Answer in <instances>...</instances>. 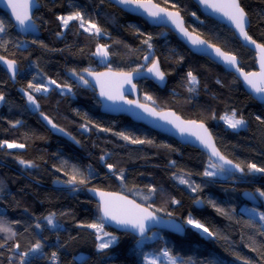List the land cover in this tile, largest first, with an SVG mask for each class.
Instances as JSON below:
<instances>
[{
  "label": "trees",
  "instance_id": "16d2710c",
  "mask_svg": "<svg viewBox=\"0 0 264 264\" xmlns=\"http://www.w3.org/2000/svg\"><path fill=\"white\" fill-rule=\"evenodd\" d=\"M152 1L180 12L189 30L235 55L241 69L256 70L253 51L231 29L203 15L192 0ZM240 3L250 18V37L264 45V0ZM40 4L34 15L40 26L38 37L21 36L0 10L5 27L0 55L19 66L15 82L0 67V227L8 229L0 231V264H21L22 259L24 264H145L147 254L165 250L179 258V264H264L260 219L264 196L259 195L264 192V172L248 168L250 164L264 168V105L235 75L193 54L168 29L150 26L107 0H40ZM77 11L85 28L94 23L100 34L85 31L76 20L64 27L58 19ZM101 47L108 53L107 63L97 56ZM155 59L168 83L160 89L151 81L139 82L142 102L205 123L219 150L240 166L242 175L218 169L223 179L206 176L212 163L200 150L126 116L102 113L96 91L80 75L85 70L141 71ZM189 72L196 77L195 85ZM49 81L56 86L45 93ZM233 112L245 121L242 129H231L221 119ZM41 116L70 139L54 134ZM74 175L76 181L70 182ZM181 177L187 183H181ZM81 179L85 183H79ZM89 190L124 194L183 223L192 218L212 235L204 237L191 228L184 236L153 231L156 240L139 246L140 239L104 224L103 232L117 241L100 249L97 235L103 232L88 227L101 222L100 207ZM244 192L254 194L260 206L247 203ZM198 200L202 209L195 206ZM37 242L41 248L30 251Z\"/></svg>",
  "mask_w": 264,
  "mask_h": 264
},
{
  "label": "water",
  "instance_id": "95a60500",
  "mask_svg": "<svg viewBox=\"0 0 264 264\" xmlns=\"http://www.w3.org/2000/svg\"><path fill=\"white\" fill-rule=\"evenodd\" d=\"M117 8L121 9L122 11L132 15L139 17L143 20H145L150 26L157 27V28H166L170 32H172L177 39L183 43L193 54L199 56V57H205L208 58L213 63L217 64L218 66L222 67L225 71H227L230 74H233L236 76L237 79L240 80L242 83L243 88L245 91L253 97L254 100H256L259 104L264 105V93H257L254 89L251 88L250 85L247 84V82L244 79V76L241 74L243 73H259L261 71V52L256 47V44H259L256 42V44H252L249 41H246L239 33L238 29L235 27L234 24L226 16L223 15L222 12L215 11L213 8L209 7L206 3H203L202 0H192L194 4L199 8L201 13L205 15L206 17L228 27L231 29L238 40L241 42V44L248 48L249 50L253 51L256 58V70L247 72L246 70L241 69V61L239 58H237L233 54H229L231 56H235L237 58V63L235 66L227 64L222 57L217 55L216 49H220L222 52L226 53L223 49H221L218 46H215L196 33L189 30L186 26V22L184 18L182 17V14L175 10L167 9L156 2L152 0H140L141 3L145 4L146 7H151V5H157L158 8L164 9L166 12H178L181 19L183 20V27L187 30V32L194 36L199 37L200 40L205 41V44H192L191 40L188 39L187 36H185L179 29L176 28L174 24L170 20L167 19L166 16L161 14L160 17H152L148 14V11L145 10V8L137 7L136 3L132 4H122L119 2V0H107ZM209 2H215V3H222L223 0H209ZM240 6L242 7L240 0H238ZM243 8V7H242ZM41 9V4L38 0H32V4L29 9V14L32 17V26L28 27L27 29L22 28L19 23L15 20V16L12 14L11 8L8 6V0H0V10L7 14L19 32L20 35L23 37L28 36H34L38 37L41 35L38 25L35 23L34 15L35 13ZM244 9V8H243ZM245 11V10H244ZM246 13V11H245ZM246 26L245 30L247 31L249 35V29L251 26L250 18L246 13ZM250 36V35H249ZM0 57H2L0 55ZM4 60L12 61L7 58H4ZM157 63L159 70L163 72L161 64L159 59H155L145 70L141 71H134V72H120L115 71L111 69H106L100 72L95 71H89L85 70L80 73L81 77L84 78L85 81L89 83V85L96 91V99L100 103V111L106 115L110 116H126L131 121L137 124H141L146 126L147 128L158 132L164 136L170 137L180 143L184 146H190L193 148H196L197 150H200L202 153H204L210 160V162L213 163H223L219 160L218 157L213 156L211 149L205 147L204 144L200 142V140L197 138V135H194V132H199L200 134H203V131L198 129L195 125L203 124L204 128L207 129V133L211 136L212 143L215 145L216 150L220 153L221 156L225 157L222 152L219 150L217 143L215 141V138L209 129V127L203 123L196 120H188L184 119L182 116H180L176 111L174 110H158L156 107L142 102V93L140 90V87L138 86V83L143 80H148L153 82L155 85H157L160 89H164L167 86L168 83V77L164 73V79L160 80L158 77H156L153 73L148 72V68L152 67L153 63ZM0 67L8 74V76L11 78L13 82L16 81L18 75H19V66L17 62H15V74L13 72L9 71L7 68V64L4 63V61H0ZM237 68H239L241 71H237ZM91 73V74H90ZM108 74L107 76H99L98 74ZM131 74V82H125L124 78L121 74ZM102 88L105 92L110 93L111 95L115 96V99H109L107 95H101ZM129 101H133L134 103H129ZM141 105L147 106L148 109H153L154 113L146 111L144 107H141ZM42 121L44 124L56 135L65 137L67 139H70L69 135H67L62 129L58 128L57 126L53 127V123L50 119H48L45 116H41ZM195 121V125H189L188 122ZM178 125L185 127V131H181L180 127ZM226 160H230L227 157H225ZM231 161V160H230ZM237 164L232 162V164H224V171L230 174H239L242 175L244 171H241V168H236ZM89 195L95 200V202L101 207V193L106 194H113L114 196H122L126 197L128 200L134 201L136 204L141 205L137 201H135L133 198H130L124 194L121 193H115V192H108V191H101V190H89ZM242 198L249 203L252 206L259 207L260 201L254 196V194L250 192H244L242 194ZM144 208H147L150 212H153L155 216L160 218L162 220L161 223L156 222H147L148 226L146 227L145 233L141 235L137 231L131 229V228H125L121 225H117L114 221L105 220L104 224L109 226L111 229L121 232V233H129L133 236H135L137 239H144L146 238L150 233L153 231H161V232H168L177 236H184L186 233V227L185 224L182 221L176 220L175 218L171 217H164L157 213H155L153 210L149 209L148 207L141 205ZM195 206L198 209H202L204 207V204L202 200H198L195 203ZM102 216V212L100 211V217ZM175 225L180 226V230H176L174 227Z\"/></svg>",
  "mask_w": 264,
  "mask_h": 264
},
{
  "label": "snow or ice",
  "instance_id": "6c2138e0",
  "mask_svg": "<svg viewBox=\"0 0 264 264\" xmlns=\"http://www.w3.org/2000/svg\"><path fill=\"white\" fill-rule=\"evenodd\" d=\"M122 4H132L136 3L137 7L145 8L146 11H148V14L152 17H160L163 13L164 16L167 17L168 20L172 22L176 26L177 29H179L185 36L188 37L189 40H191L192 44H205L206 42L203 40H200L199 37H194L190 35L186 29L183 27V20L181 19L178 12H166L164 9L158 8L157 5H151V7H146L145 4L141 3L140 0H119ZM203 3H206L209 7L213 8L215 11L222 12L224 16L228 18L232 22V24L235 25V27L238 29L240 35L246 40L249 41L252 44H256V41L252 39L245 30V26L247 23L246 20V13L244 9L240 6L238 0H223L222 3H215V2H209V0H202ZM32 4V0H8V6L12 10V14L15 16V20L19 23V25L27 29L28 27L32 26V17L29 14V9ZM58 19L61 20L64 27H67L70 21L76 20L80 22V27L84 28L85 31H91L95 30L96 34H100L101 29L94 23H89V27L85 28L86 21L84 20V17L81 15L79 11L74 12L67 16H60ZM5 31V27L3 22H0V33ZM146 44L148 41H144ZM149 48H151V44H148ZM256 47L261 52V71L259 73H243L241 74L244 76L245 81L248 85L251 86L252 89L255 90L257 93H264V45L256 44ZM217 55L223 58V60L230 65L235 66L237 63V58L235 56L228 55L227 53L222 52L220 49H216ZM97 54L103 57H107L108 53L103 49V47L97 49ZM147 59V57H145ZM0 61H4L5 64H7V68L9 71L13 72L15 74V61H7L4 60V57H0ZM87 71V70H86ZM139 71V70H137ZM237 71H241L239 68H237ZM148 72L153 73L156 77H158L160 80L164 79V73L159 70L158 64L153 63L152 67L148 68ZM91 74V73H90ZM99 76H107L108 74H98ZM124 78L125 82H131V74H121ZM188 77L190 78V82L195 84L196 83V77L193 76L191 72L188 73ZM83 79V77H81ZM87 83V81H84ZM51 83L55 84V81H51ZM30 88H35L36 91H40L41 88L34 86L32 84H29ZM59 87V85H58ZM44 91H47L45 88ZM191 91V89H190ZM101 95H107L109 99H115L116 97L111 95L108 92H105L102 88ZM3 97L0 96V100H2ZM147 99H151V97H148ZM29 102L35 104L34 98L29 95L28 96ZM129 103H134L133 101H129ZM141 107H144L146 111L154 113L153 109H148L147 106L141 105ZM221 119L225 120V122L228 124L230 128L236 129L240 126H242L245 121L240 118H236V113L233 112L231 116H223ZM189 125H195V121L188 122ZM198 129L203 131V134H200L199 132H194V135H197V138L200 140L202 144L205 145V147L211 149L212 155L219 158L220 161L223 163H213L209 167L213 169H219L220 171H224V164H232V161L226 160L225 157L221 156L220 153L216 150L215 145L212 143L211 136L207 133V129L204 128L203 124L195 125ZM55 127V125H53ZM180 127V130L183 132L185 131V127ZM123 139L128 140L129 137L125 136L123 133H119ZM132 143H144V141L139 140H132ZM6 143V142H5ZM3 145H0L2 147ZM7 147L13 148V147H23V145H17V144H7ZM103 159V158H102ZM22 164L25 163L24 161H20ZM112 166L109 165V168ZM236 168H239V165L235 166ZM248 168L250 171H256V172H264V168H257L255 164L248 165ZM242 171V169H241ZM215 172L205 171L204 175L211 176L215 175ZM76 176L74 175L72 177V180L70 182H75ZM181 183H187L182 177L180 178ZM79 183L83 184L85 183L84 179H81ZM193 191H196V188L192 189ZM259 191V190H258ZM151 192H155V189H151ZM101 207L100 211L102 212V216L100 217V223H94L88 225V227L96 229L97 233H102L104 228V221L110 220L114 221L117 225H121L125 228H131L141 235L145 233L146 227L148 226L149 221L161 223L162 220L154 215L153 212H150L147 208L142 207L139 204H136L134 201L128 200L126 197L122 196H114L113 194H106L101 193ZM260 196H264V192H259ZM173 203H178V201L173 200ZM220 211V209H217ZM171 215V213H169ZM48 223L52 224V218L51 216L47 218ZM261 220H264V214L260 216ZM187 224L192 225L193 227L197 229H202L204 232H208L209 235H212V233L209 232L208 228L204 227L201 223L198 221L189 218L187 220ZM39 227V225H37ZM176 230H180V226L175 225L174 226ZM0 231H8V229H4L0 227ZM104 236H109L110 234L107 232H103ZM97 239L101 240L102 242L99 244L100 249H104L109 247L112 243L115 241V237H112L111 239L107 241H103V237L100 235H97ZM139 243V242H138ZM41 248V245L39 242L32 248L30 251L35 252ZM24 256H27L28 253H24ZM163 255L165 257H168V260L170 261V264H176V258L174 256H170L168 251H164ZM53 256H55V253H53ZM21 264H24V261L22 259ZM149 264H156L155 260L149 261ZM247 264V262H246Z\"/></svg>",
  "mask_w": 264,
  "mask_h": 264
},
{
  "label": "rangeland",
  "instance_id": "374dc122",
  "mask_svg": "<svg viewBox=\"0 0 264 264\" xmlns=\"http://www.w3.org/2000/svg\"><path fill=\"white\" fill-rule=\"evenodd\" d=\"M94 32H95V30H93ZM97 56H98V58L100 59V62L101 63H107V61H108V58L107 57H103V56H100L99 54H97ZM197 82V81H196ZM193 85H195V84H193ZM56 85L55 84H53V83H51V81H49L48 83H47V91H45V93L46 92H48L51 88H53V87H55ZM224 122H225V120H224ZM226 123V122H225ZM226 125L228 126V124L226 123ZM229 127V126H228ZM230 128V127H229ZM243 128V125L242 126H240V127H238V128H236V129H234V130H239V129H242ZM231 129H233V128H231ZM209 171L210 172H215L216 174L215 175H212V176H214V177H220V179H223L224 178V176L221 174V173H219L218 171V169H213V168H210L209 169ZM184 224H185V227H186V229L187 228H191L192 230H195V231H197V232H199L202 236H204V237H209V234H208V232H204L202 229H197V228H195V227H193L192 225H189V224H187V221H184ZM100 236H102L103 237V241H107V240H109V239H111L112 237H115V236H113V235H109V236H104L103 234L102 235H100ZM116 238V237H115ZM156 238H157V232H152V233H150L146 238H144V239H140V240H138L137 241V245H139V246H143V245H145L146 243H152L154 240H156ZM116 241H117V239H115V241H114V243H112L110 246H112V245H115L116 244ZM102 241L101 240H99V244L101 243ZM139 242V243H138ZM109 246V247H110ZM108 248V247H107ZM105 249V248H104ZM169 253V252H168ZM170 255V254H169ZM171 256V255H170ZM146 262H145V264H149V261H151V260H155L156 261V264H170V261L168 260V257H165L164 255H163V252L161 253V254H154V253H149V254H147V256H146ZM179 261H180V259L179 258H176V264H179Z\"/></svg>",
  "mask_w": 264,
  "mask_h": 264
},
{
  "label": "flooded vegetation",
  "instance_id": "af4514ba",
  "mask_svg": "<svg viewBox=\"0 0 264 264\" xmlns=\"http://www.w3.org/2000/svg\"><path fill=\"white\" fill-rule=\"evenodd\" d=\"M39 1V3H40V0H38ZM39 11V10H38ZM7 15V14H6ZM8 16V15H7ZM8 18H9V16H8ZM10 19V18H9ZM34 19H35V23L38 25V27H39V30H40V26H39V24H38V20L34 17ZM11 21V20H10ZM13 24V23H12ZM14 28H15V26H14ZM15 30L17 31V29L15 28ZM18 32V31H17ZM19 33V32H18ZM22 36V35H21ZM28 37H30V36H28ZM34 37V36H33Z\"/></svg>",
  "mask_w": 264,
  "mask_h": 264
},
{
  "label": "built area",
  "instance_id": "2783aa9c",
  "mask_svg": "<svg viewBox=\"0 0 264 264\" xmlns=\"http://www.w3.org/2000/svg\"><path fill=\"white\" fill-rule=\"evenodd\" d=\"M57 261H58V258H57V256L55 255V256L53 257V262L56 263Z\"/></svg>",
  "mask_w": 264,
  "mask_h": 264
}]
</instances>
